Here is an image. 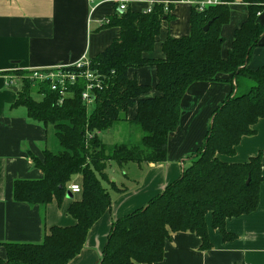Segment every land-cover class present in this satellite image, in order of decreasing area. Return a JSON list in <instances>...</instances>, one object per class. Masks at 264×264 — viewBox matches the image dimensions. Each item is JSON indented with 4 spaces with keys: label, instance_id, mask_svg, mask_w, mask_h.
Returning a JSON list of instances; mask_svg holds the SVG:
<instances>
[{
    "label": "trees",
    "instance_id": "16d2710c",
    "mask_svg": "<svg viewBox=\"0 0 264 264\" xmlns=\"http://www.w3.org/2000/svg\"><path fill=\"white\" fill-rule=\"evenodd\" d=\"M191 9L190 33L167 37L162 42L163 57L145 54L154 49L163 21L170 20L174 0H151V10H117L100 28L118 27L119 35L109 46L89 60V68L100 79L91 102L85 104L81 92L86 81L77 78L59 103V94L48 79H32V71H15L19 90L15 105L26 108L28 118L53 132L56 150L45 148L42 159L30 155L42 173L39 179H16L15 201L45 206L65 197L75 176H81V198L67 213L75 219L71 226H52L38 243L6 242L0 264H66L84 246L90 227L111 205L108 171L113 164L164 162L168 134L180 118V103L192 83L214 81L220 73L230 74L231 90L214 110L203 144L189 157L180 176L148 203L115 220L108 233L98 264H152L162 260L164 245L173 233L199 236L200 248H211L207 217L224 240L235 236L225 229L228 218L253 212L259 201L261 157L226 162L243 136L254 134V125L264 118V65L248 67L252 50L264 33L257 20L264 0H242L247 17L235 29L227 55H221V27L230 17L229 2ZM167 8V9H165ZM211 21L208 30L204 25ZM145 66L156 69V94L140 84L130 70ZM83 70V68H82ZM240 78L251 82L239 90ZM234 80V81H233ZM135 108V114L129 112ZM128 122L140 131L137 142L107 143L100 133ZM248 181V182H247Z\"/></svg>",
    "mask_w": 264,
    "mask_h": 264
},
{
    "label": "crops",
    "instance_id": "0c3cea01",
    "mask_svg": "<svg viewBox=\"0 0 264 264\" xmlns=\"http://www.w3.org/2000/svg\"><path fill=\"white\" fill-rule=\"evenodd\" d=\"M151 0H0V258L5 257L3 243H38L52 226H71L75 219L68 206L80 200L71 193L58 203L45 206L15 201L12 188L16 179H39L30 155L42 159L50 148L53 132L28 118L26 108L15 105L19 80L15 71H32L73 65L81 59H92L104 51L119 35L118 27L100 28L121 2L133 11H145ZM209 0H184L174 3L170 20L162 22L154 49L145 55L163 57L162 42L190 33L191 9ZM230 17L221 27V55L231 47L236 28L247 17L242 0L229 2ZM257 20L264 24V10ZM264 65V33L250 55L248 67ZM140 84L152 87L156 94V69L145 66L130 70ZM230 74L220 73L214 81H199L188 86L180 103V118L168 134L164 162L133 163L122 167L111 165L108 188L111 205L90 227L84 246L66 264H98L112 223L141 207L175 181L187 166L189 157L203 144L214 110L230 93ZM234 81V80H233ZM12 82V83H11ZM15 89V90H14ZM135 108L129 112L132 118ZM254 134L243 136L232 156H221L226 162L242 163L260 155L261 175L257 208L245 215L228 218L227 232L235 237L224 240L207 217L209 249H201L199 236L190 232L173 233L164 245L161 261L152 264H264V118L254 125ZM55 141H53V144ZM54 146V145H53ZM129 164H134L128 171ZM128 166V168H127ZM125 167V168H123ZM124 169V170H123ZM134 169V170H133ZM81 176L70 183L81 185Z\"/></svg>",
    "mask_w": 264,
    "mask_h": 264
},
{
    "label": "built area",
    "instance_id": "2783aa9c",
    "mask_svg": "<svg viewBox=\"0 0 264 264\" xmlns=\"http://www.w3.org/2000/svg\"><path fill=\"white\" fill-rule=\"evenodd\" d=\"M184 0H174V3ZM223 2V0H209L205 4L199 5V8L202 9L208 5H214ZM120 10H125L127 8L126 2H121L118 5ZM167 9V8H165ZM151 10V1L150 5L146 9L147 12ZM168 10V9H167ZM83 68V70H82ZM32 79L43 81L48 79L50 82V88L53 91H57L59 94V103H61L68 93L69 85L75 83L77 78L85 79L86 84L85 88L81 92V99L85 104L91 102L94 88L101 89L99 76L89 68V60L84 58L81 61L73 65L59 66L48 69H35L32 70L30 75ZM12 83V82H11ZM68 190L75 194L81 193L82 188L78 183H70Z\"/></svg>",
    "mask_w": 264,
    "mask_h": 264
},
{
    "label": "rangeland",
    "instance_id": "374dc122",
    "mask_svg": "<svg viewBox=\"0 0 264 264\" xmlns=\"http://www.w3.org/2000/svg\"><path fill=\"white\" fill-rule=\"evenodd\" d=\"M246 85L250 86L251 82L245 78H240L239 90L243 91ZM100 136L107 143L137 142L140 138V131L136 126H134V125L130 126V124L128 122H123V123H119L115 127L111 128L110 131L100 133ZM50 140H51L50 144H52L50 149L56 150L59 146L57 144L56 139L54 138V135L52 136V138H50ZM53 141H55L54 142L55 144H53ZM131 165H132V167H134L133 166L134 164H129V168L127 166V168L129 169L128 171H131V168H130ZM123 168H125V167H123Z\"/></svg>",
    "mask_w": 264,
    "mask_h": 264
},
{
    "label": "water",
    "instance_id": "95a60500",
    "mask_svg": "<svg viewBox=\"0 0 264 264\" xmlns=\"http://www.w3.org/2000/svg\"><path fill=\"white\" fill-rule=\"evenodd\" d=\"M211 21H209L208 23H206V25H204L203 27V31H207L208 30V27L210 25ZM15 90V89H14ZM248 182V181H247ZM66 197L68 198H72V194L71 192L68 190L67 193H66Z\"/></svg>",
    "mask_w": 264,
    "mask_h": 264
}]
</instances>
